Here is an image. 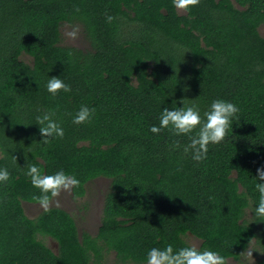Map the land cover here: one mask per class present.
<instances>
[{"label": "trees", "instance_id": "trees-1", "mask_svg": "<svg viewBox=\"0 0 264 264\" xmlns=\"http://www.w3.org/2000/svg\"><path fill=\"white\" fill-rule=\"evenodd\" d=\"M64 23L82 24L91 49L62 44ZM263 24L264 0H200L185 14L173 0H0V167L11 174L0 184V264H102L112 251L115 264H143L149 248L185 246L189 234L225 264L252 244L264 264V221L251 212L264 168ZM51 76L70 92L47 93ZM181 98L240 108L200 163L183 153L186 137L149 131ZM82 105L95 109L91 123L73 124ZM49 110L65 134L44 144L36 117ZM31 164L75 175L76 195L112 179L96 236H80L58 206L26 214L23 202L42 195L24 174Z\"/></svg>", "mask_w": 264, "mask_h": 264}, {"label": "clouds", "instance_id": "clouds-1", "mask_svg": "<svg viewBox=\"0 0 264 264\" xmlns=\"http://www.w3.org/2000/svg\"><path fill=\"white\" fill-rule=\"evenodd\" d=\"M200 0H173L174 7L189 10L190 6L199 4ZM111 22L113 17L107 16ZM75 36V32L70 33ZM45 90L52 97L58 96L61 92H70V85L60 76H51L45 84ZM179 105L169 108L162 107L158 124H152L149 131L153 134H160L167 130L173 136L186 137L188 143L183 146V153L191 160L200 163L208 158L209 146L219 145L225 141L232 130L233 123L240 119V108L231 100L215 98L202 109L196 102L186 104L181 98ZM94 108L82 105L72 116V123L76 125L91 123ZM36 124L39 125L40 140L44 144L52 140L62 139L65 134L64 127L56 118L54 111H45L36 117ZM174 148L179 147L173 144ZM25 176L30 178L31 185L39 189L42 194L38 199L45 212L49 211V194L51 197L59 195L60 191L67 190L80 184L75 175L67 174L59 169L52 174H44L36 164L28 165ZM10 172L7 168L0 167V184L10 180ZM256 190L260 196L254 203L251 212L257 220L264 221V168H257ZM143 264H225V258L218 252L209 248L198 249L195 245L185 244L174 248L171 243L164 247H151L147 250Z\"/></svg>", "mask_w": 264, "mask_h": 264}, {"label": "rangeland", "instance_id": "rangeland-1", "mask_svg": "<svg viewBox=\"0 0 264 264\" xmlns=\"http://www.w3.org/2000/svg\"><path fill=\"white\" fill-rule=\"evenodd\" d=\"M179 12L182 14H185L186 10L179 9ZM61 32H62V44L76 46V47H79L81 49H86V50L91 49L89 39L85 34L84 26L82 24L64 23L61 27ZM73 32H75V36L70 35V33H73ZM260 32L264 36V24L261 25ZM22 59L29 63L32 62V57L27 54H23ZM106 183H107L106 180H104L103 178H99L98 180L93 181L91 184L93 188L90 189V192L88 195L90 209L88 212L83 213V216H80V214H78L79 219H77L79 229L82 232L88 230L90 232L95 233L98 230L100 223L97 220L98 217H95V216H98L96 215V208L97 206H99L100 201H101L100 189L105 188V186H107ZM78 203H76L73 200L71 196V187H70L67 190L62 189L59 195L55 196L49 205H57V206L65 207V208H68L74 211L77 207H81L82 203H80V201H78ZM29 206L30 205H26L25 207H26V211L30 215L37 213L41 209V206L39 207H36V206L29 207ZM188 240L189 242H191V244L195 246L200 243V240L193 236H189ZM47 242L50 243L52 246L55 245L52 240L49 242V239H48ZM246 255H247V259L245 261V264H255L258 255L254 252L253 247L248 249V251H246ZM112 259L113 258H111V260Z\"/></svg>", "mask_w": 264, "mask_h": 264}, {"label": "flooded vegetation", "instance_id": "flooded-vegetation-1", "mask_svg": "<svg viewBox=\"0 0 264 264\" xmlns=\"http://www.w3.org/2000/svg\"><path fill=\"white\" fill-rule=\"evenodd\" d=\"M99 178H103L104 180L107 181V183H106L107 186H105V188H103V189H100V193H101V201H100L99 206H97V208H96V215H98V216H95V217H98L97 220H98V222L100 223V225H99V227H98V230H97L95 233L90 232V231H88V230L82 232V231L79 229V226H78V223H77V219H79V215H78V214H80V216H83V213H86V212L89 211V209H90V205H89V201H88V195H89L90 189L93 188V186H92L91 184H92L93 181H96V180H98ZM111 187H112V179H111V178L106 177V176H98V177H96V178H94V179H92V180H89V181L85 184V191H84V194H82V195H76V194L74 193V187H71V196H72L73 200H74L76 203H78V201H80V203H82L81 207H77L74 211H72V210H70V209H68V208L58 206V207H61V208L65 209L66 211H68V212L74 217V220H75V223H76V225H77V227H78V232H79L80 236H82L83 233H88V234H90V235H92V236H96V235L98 234L99 229H100V226L102 225V217H103V214H104V207H105V203H106V198H107V196H108V194H109V192H110V190H111ZM61 191H62V190H61ZM61 191H60V192H61ZM53 198H54V197H53ZM53 198L51 199V201L53 200ZM51 201L48 202V207L57 206V205H49ZM78 204H79V203H78ZM26 205H30L29 207H32V206L39 207V206H41V209H40L37 213H35V214H33V215H32V214L30 215V214L26 211V207H25ZM23 206H24V209H25L26 214H27L28 216H30V217L37 216L40 212H42V211L44 210V208L42 207V205H41L40 202L35 203V202L24 201V202H23ZM189 236L196 237V236H194V235H192V234H189V235L186 237V239H187L188 242H189V240H188V237H189ZM196 238L200 240V243H199L198 245H196V247H197V248H200V247L202 246V239H200V238H198V237H196ZM48 239H49V242L52 240V241L54 242V244H55L54 246H52V245L49 243L50 246H51L52 248H54V247L57 246V242H55L52 238L49 237ZM189 243L191 244V242H189ZM192 245H193V244H192ZM252 247H254L253 244L250 245V246L248 247V249H250V248H252ZM248 249H247L246 251H248ZM246 251H245V254H244L243 256H241L242 262H238V261H236L233 257H229V258H227V263H233V264H245V261H246V259H247ZM116 254H117V253H116L115 251H112L111 253H109V254L107 255V259H106L102 264H110V263H111V264H115L114 259L116 258ZM111 258H113V259L111 260ZM256 260H257V259H256ZM256 263H257V261L255 262V264H256ZM124 264H137V263H134L133 261H127V262H125Z\"/></svg>", "mask_w": 264, "mask_h": 264}]
</instances>
